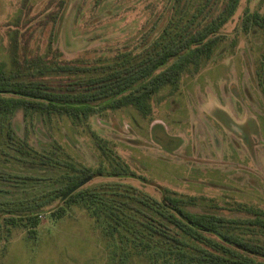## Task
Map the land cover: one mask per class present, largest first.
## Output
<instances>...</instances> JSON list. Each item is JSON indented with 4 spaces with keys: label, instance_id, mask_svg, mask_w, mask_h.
I'll list each match as a JSON object with an SVG mask.
<instances>
[{
    "label": "trees",
    "instance_id": "16d2710c",
    "mask_svg": "<svg viewBox=\"0 0 264 264\" xmlns=\"http://www.w3.org/2000/svg\"><path fill=\"white\" fill-rule=\"evenodd\" d=\"M239 3L161 0V8L151 10L146 25L124 47L97 57L87 52L73 61L54 48L68 0L50 1L56 11L41 22L47 26L29 27L37 19L31 5L25 16L16 11L13 27L0 33V160L50 174L38 178L0 171V181L18 192L39 186L40 195L31 210H20L19 198L4 203L10 210L0 208V240L9 242L17 227L35 239L41 215L56 204L50 213L55 220L73 207L87 211L108 242L107 264H264V209L237 202L219 206L160 187L154 189L159 198L148 194L126 183L148 180L90 124L104 112L127 108L151 116V101L162 90L178 91L186 72L198 73L213 57ZM242 29L264 32V15L247 8ZM262 60L259 77H264V53ZM18 114L21 134L14 123ZM59 120L91 129L96 166L78 161L54 136L34 142L39 124L50 127ZM99 179L107 182L94 183ZM84 181L87 185L63 201Z\"/></svg>",
    "mask_w": 264,
    "mask_h": 264
},
{
    "label": "rangeland",
    "instance_id": "374dc122",
    "mask_svg": "<svg viewBox=\"0 0 264 264\" xmlns=\"http://www.w3.org/2000/svg\"><path fill=\"white\" fill-rule=\"evenodd\" d=\"M50 1L0 0V33L13 27L16 11L23 10L25 16L30 5L31 15L37 13V19L29 27L47 26L44 23L56 11ZM160 3L68 0L54 48L73 61L87 52L97 57L124 47L146 25L151 10L161 8ZM247 8L264 15V0H240L235 15L220 32L223 41L213 57L198 73L186 72L178 91L172 94L169 88L162 90L151 101V116L145 118L127 108L104 112L91 120L92 130L111 141L131 170L148 180L126 183L157 198L160 195L154 189L160 187L204 197L219 206L237 202L264 209V85L259 87L264 77L256 75L263 62L264 32H243ZM41 10L45 14L39 15ZM14 123L21 134L22 114ZM50 136L78 161L98 164V150L88 126L76 128L66 120L50 127L39 124L34 142L46 143ZM9 161L0 160V171L15 170L38 178L50 174ZM100 182L107 180L94 183ZM38 190L36 186L18 192L17 187L0 181V208L9 211L4 203L19 198L16 206L31 210L30 203L40 196ZM55 207H47L41 215L35 239H29L26 229L17 227L12 229L9 242L6 237L0 240V264L108 263V242L87 211L73 207L65 218L55 220L50 216Z\"/></svg>",
    "mask_w": 264,
    "mask_h": 264
},
{
    "label": "water",
    "instance_id": "95a60500",
    "mask_svg": "<svg viewBox=\"0 0 264 264\" xmlns=\"http://www.w3.org/2000/svg\"><path fill=\"white\" fill-rule=\"evenodd\" d=\"M88 181H84L82 183H80L79 185L75 186L73 189H71L64 197H63V201L66 200L68 197H70L72 194H74L75 192H77L78 190H80L82 187H84L85 185H87Z\"/></svg>",
    "mask_w": 264,
    "mask_h": 264
}]
</instances>
